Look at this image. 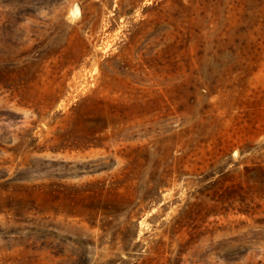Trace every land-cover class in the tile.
<instances>
[{"label":"rangeland","instance_id":"374dc122","mask_svg":"<svg viewBox=\"0 0 264 264\" xmlns=\"http://www.w3.org/2000/svg\"><path fill=\"white\" fill-rule=\"evenodd\" d=\"M0 264H264V0H0Z\"/></svg>","mask_w":264,"mask_h":264}]
</instances>
